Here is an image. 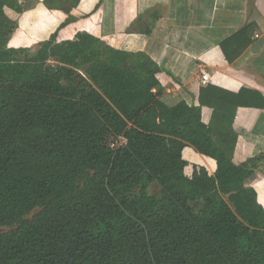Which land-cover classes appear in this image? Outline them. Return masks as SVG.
<instances>
[{
    "label": "trees",
    "instance_id": "obj_1",
    "mask_svg": "<svg viewBox=\"0 0 264 264\" xmlns=\"http://www.w3.org/2000/svg\"><path fill=\"white\" fill-rule=\"evenodd\" d=\"M24 1L36 0H0V264H264V209L245 186L264 158L232 159L240 95L230 107L205 89V125L200 107L161 101L145 53L86 32L58 42L69 18L9 48L3 9ZM188 146L215 161L213 176L185 173Z\"/></svg>",
    "mask_w": 264,
    "mask_h": 264
},
{
    "label": "crops",
    "instance_id": "obj_2",
    "mask_svg": "<svg viewBox=\"0 0 264 264\" xmlns=\"http://www.w3.org/2000/svg\"><path fill=\"white\" fill-rule=\"evenodd\" d=\"M43 2L24 1L21 13L3 9L15 24L7 47H34L69 18L57 32L58 42L86 32L114 49L145 53L159 68L161 101L168 107L179 102L200 107V96L208 87L230 107V95H240L232 122L237 135L233 162L264 158V0H79L69 14L63 8H70L72 0L64 5L52 0L48 7ZM133 25L135 30L127 32ZM249 26L253 32L239 34ZM203 74L209 79L206 84ZM208 102L205 95L200 107L205 125L213 113ZM182 159L186 174L196 166L214 175L215 161L191 147L183 149ZM245 186L255 191L264 209L261 167Z\"/></svg>",
    "mask_w": 264,
    "mask_h": 264
},
{
    "label": "rangeland",
    "instance_id": "obj_3",
    "mask_svg": "<svg viewBox=\"0 0 264 264\" xmlns=\"http://www.w3.org/2000/svg\"><path fill=\"white\" fill-rule=\"evenodd\" d=\"M128 29H131V30H133L134 28H133V26H131V27H129ZM19 49V48H18ZM81 73V72H80ZM82 74V73H81ZM35 212H37V210H35L33 213H31L29 216H28V218H30ZM12 228H2L1 229V231L2 232H7V231H9V230H11Z\"/></svg>",
    "mask_w": 264,
    "mask_h": 264
},
{
    "label": "built area",
    "instance_id": "obj_4",
    "mask_svg": "<svg viewBox=\"0 0 264 264\" xmlns=\"http://www.w3.org/2000/svg\"><path fill=\"white\" fill-rule=\"evenodd\" d=\"M256 37H258V36H256ZM201 79H202L203 84H206L209 81L208 76H206L205 74L202 75Z\"/></svg>",
    "mask_w": 264,
    "mask_h": 264
}]
</instances>
